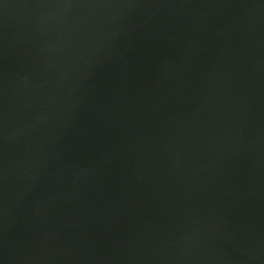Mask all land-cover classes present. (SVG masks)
<instances>
[{"label": "water", "instance_id": "95a60500", "mask_svg": "<svg viewBox=\"0 0 264 264\" xmlns=\"http://www.w3.org/2000/svg\"><path fill=\"white\" fill-rule=\"evenodd\" d=\"M0 264H264V0H0Z\"/></svg>", "mask_w": 264, "mask_h": 264}]
</instances>
